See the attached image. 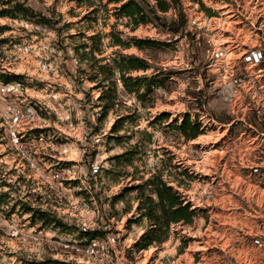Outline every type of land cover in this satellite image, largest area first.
Returning <instances> with one entry per match:
<instances>
[{
    "label": "clouds",
    "instance_id": "9594fccd",
    "mask_svg": "<svg viewBox=\"0 0 264 264\" xmlns=\"http://www.w3.org/2000/svg\"><path fill=\"white\" fill-rule=\"evenodd\" d=\"M17 2L59 24L21 21L5 33L19 37L22 43L7 52L4 67L11 65L26 79L41 78L45 84L37 91L21 83H0V117L7 133L0 137L7 141L0 143V153L8 152L10 161L0 164V181H12L9 187L0 186V193L9 194L7 201L0 203V264H31L49 256L62 261L79 256L83 264H145L147 256L133 244L141 239V233L158 228L157 217H164V209L171 212L177 207L167 200L161 206L157 181L161 175L165 182L174 180L169 147L176 153L175 164L198 162L188 168L196 180H186L180 195L185 206L191 201L195 219L191 225L183 219L173 224L167 244L153 243L159 257L155 264H264V0H208L214 9H224L220 22L197 15L194 8L189 10V16L196 19L174 34L175 50L154 58L152 67L140 73L160 81L169 69L178 70L163 86L153 84L149 95L154 106H141L135 93L129 95L121 86L122 106L113 109L99 133L93 129L102 115L100 108L94 107L100 90L88 95L99 78L89 79L95 71L90 67L92 59L82 58L74 46L81 50L85 44L91 46L89 37L101 29L95 25L89 28L81 21L71 29L57 30L72 18L70 10L76 9L77 0H13ZM179 2L187 8L192 0ZM99 3L101 0H95L94 6ZM148 3L155 6L157 0ZM166 16L171 27H180L183 14L179 3ZM229 23L226 36L222 29ZM148 27L158 39L173 40L162 30ZM189 31L203 40L186 35ZM70 33L84 35L69 38ZM3 48L7 50L8 45ZM119 51L110 49L103 63L115 68L113 57L118 61ZM14 56L22 58L19 67ZM34 64L56 75L34 72ZM119 74L117 70V77ZM30 98L39 102L47 118H40ZM164 110L170 115L156 122ZM125 112L135 113L122 130L130 139L123 145L113 142L108 151L105 134L112 121ZM186 121L206 133L198 147L182 138L180 129ZM28 129L37 130L29 133ZM64 132L72 139L66 145L54 143ZM134 147L140 151L132 163L122 166L123 175H109L106 170L116 162L106 157ZM61 159L74 163L65 170ZM8 167H15L14 175L6 174ZM200 172L207 175H197ZM64 181L79 183L66 186ZM137 182L144 186L143 195L135 189L114 202L123 186ZM148 197L155 215L142 216L146 209L138 211L137 205ZM17 201H26L33 212L39 210L36 214L43 213L46 219L32 224L33 212L22 211ZM14 205L15 213L7 215ZM129 216L139 218L131 229L121 220ZM96 230H103V236ZM82 236L97 238L84 247L88 242L80 239ZM186 248L188 252L181 255Z\"/></svg>",
    "mask_w": 264,
    "mask_h": 264
},
{
    "label": "rangeland",
    "instance_id": "374dc122",
    "mask_svg": "<svg viewBox=\"0 0 264 264\" xmlns=\"http://www.w3.org/2000/svg\"><path fill=\"white\" fill-rule=\"evenodd\" d=\"M125 1L127 0H101V3L94 6L95 0H77L76 9L70 10V15L72 18L70 20L64 21V23L60 25V28L57 29L58 31H62L64 29H71L73 25L80 24L81 21H86L89 28L95 25L99 26V28L101 29L100 31L95 32L93 36L89 37V39L92 41L91 46L85 44L83 45L82 50L80 46H74V51L79 52L82 58L90 57L92 59V64H90V67L93 68L95 71L92 73L89 79L91 81H96L99 78V83L93 82L88 91V95L91 96L93 92L100 90V94L96 97V100L99 103L95 104L94 107H99L102 115L97 118L98 124L93 129V132L95 133H99L102 130L103 125L105 124V122L108 121L109 116L112 115L113 109L117 108L118 105L122 106V97L120 89L123 85L122 81L120 80V75L117 77V72L115 71L114 75L111 76L109 75V71L105 70L104 72H102L99 69V66L111 65L103 63V61L108 58L110 49L113 51H116L117 49L122 50L119 51L120 58L124 56H134L145 61V63L147 64V69L131 70L126 73L125 76L131 78L128 81L130 91L125 89L124 86L123 90L129 95L135 93V99L141 102V106H154L152 97L151 95H149L154 91L153 84L155 83L157 86H163L168 80L171 79L172 74L176 73L178 70L169 69L167 75H165L164 79L160 81H155L153 77L140 75V73H145L149 70V68L152 67V60L154 58L159 59L162 56L168 55L169 50H175L174 41L176 40V37L174 34L180 32L182 27L187 26L185 16L189 15V10L194 8L197 15L203 14V16L207 18V20L213 18L212 21H223L221 13L224 12V9H214L212 6H209L211 4L208 2V0H192V2L187 5V8H185V5L183 3H180L179 0H168L169 2L171 1L169 9L163 13L157 11V16L153 15L150 12L151 5L148 3V0H145V2L149 6L144 5L141 0H136L143 4V7L145 8L147 14V18H149L150 21H148L146 24L134 25L130 22L128 18L123 17L121 15H117L116 7H118L122 2ZM1 2H3L4 5L0 4L2 5V7H0V10H6V13H4V15H0V69H2L0 70V81L21 82L27 89H35L39 91L44 87V79L33 78L32 80H28L26 79L25 74L23 72L13 71L11 65H9L7 68L4 67L3 62H6L8 60L7 52L14 51V47L22 43L19 37L8 36L5 35V33L12 32L15 25L21 21H23L24 23H37L41 24L42 26H51L53 24H59V21H52L48 17H44L42 15L37 16L35 10L30 6H26V3L20 4H22L27 9V11L18 12L14 8V5L16 3H13V0H1ZM217 2L218 0H212V3ZM178 3L183 14L182 25L180 27L173 28L168 24L166 14L169 12L170 9L176 7ZM9 21L11 23H9ZM149 25H151L153 28L162 30L167 35L173 36V40H161L158 39L156 36H153L151 33V29L148 27ZM237 27H239V25H237ZM185 34L195 39L194 33L189 31ZM75 35L83 36L84 33H70L69 38H73ZM137 39L153 40L156 42V45H144L142 47H137L134 43V41ZM4 45H8L7 50H4ZM13 58L17 60V67H19L22 58H17L15 56ZM114 58L115 57H113V59ZM33 71L39 72L45 77L50 75H56V73L47 72L44 67L36 68L35 64L33 66ZM156 75L159 76L160 73H156ZM105 82L107 83L105 84ZM128 106L131 107V101L128 102ZM41 115L47 118V114L44 109L41 110ZM168 115H170V113H168L167 110H164L158 117V120L156 122L167 119ZM134 118L135 113L125 112L123 115L117 117L115 121H112L108 133L105 134L106 143L108 145V151H111V146L113 142H115L116 145H123L127 142L128 139H130V137H128L122 130L125 128L126 124L130 123L131 120ZM199 131L200 133L195 138L186 139L183 134L182 138L191 141L193 143V147H198L200 138L206 135V133L200 128ZM68 135L69 134L67 132H64L60 137H57V140L60 142L68 143L72 139ZM1 136L2 135L0 131V137ZM139 151V148L134 147L132 149H127L125 152L116 153L113 156L106 157V159L116 162L114 168L106 170L108 174L111 175L113 178H119L121 175H123V173L121 172L122 166L124 164L132 163L133 159L136 156V153ZM168 152L172 153L170 159L173 161V168L175 169L174 180L165 182L164 177L162 175L157 177V179H159L162 184H164V186L170 189L171 194L175 198H178L184 204L183 200L180 199V195L182 194L181 187L186 180H196V175H193L192 172H189L188 168L191 167L193 163L198 162L190 161L188 162L187 166H181L174 163L176 153L173 152L172 147L168 148ZM95 155L96 151L93 150V152L91 153L93 159H95ZM197 175L206 176L207 173L200 172L197 173ZM0 186L8 187L9 185H7L5 181L2 180L0 181ZM143 188L144 186L139 184L138 182L133 183L131 185H125L121 188L120 192L117 193L114 197V202L116 200L128 197L130 192L135 189H140V194L143 195ZM76 194H80V192H77ZM8 196L9 194L7 192L0 193V203L6 202ZM17 204L20 205L22 211H31L26 201H17ZM188 205L190 210L193 212V217L191 222L185 224L191 225L195 219V212L194 209L191 207V201H189ZM141 207L146 209V212L141 214L142 216L149 212V210L153 212V204L151 198L148 197L146 198V200L142 201L141 205H137V210L139 211ZM15 210L16 206L14 205L13 208L9 210L7 215L10 216L14 214ZM153 214L155 215L154 212ZM133 216H129L127 219H124L123 217L121 218L122 222L129 229H131L133 224L139 222V218L133 219ZM42 218H44L42 215L35 216V213H33V215L30 217V222L32 224H35L37 221L42 220ZM159 221L160 222L158 228L156 230H152L147 234L149 242L152 241L150 244H148L144 248L138 247L140 240L133 244V247H135L138 251L147 250V252L145 253L147 256L145 264L149 262L150 256L157 255V251L153 250L152 248L153 243L156 242L161 244L162 246L167 244V241L171 238L169 233L172 231L173 224L178 223L169 222L167 226H162L161 220ZM96 231L99 235L104 234L103 230ZM143 234L144 233H141L140 235L142 236ZM93 237L95 236H82L80 239H86L88 241ZM191 239H195V237H191ZM187 252L188 249L186 248L185 252H182L181 255H185ZM55 262L61 263L60 261L54 259L53 256H49L44 260L32 261L31 264H56Z\"/></svg>",
    "mask_w": 264,
    "mask_h": 264
},
{
    "label": "trees",
    "instance_id": "16d2710c",
    "mask_svg": "<svg viewBox=\"0 0 264 264\" xmlns=\"http://www.w3.org/2000/svg\"><path fill=\"white\" fill-rule=\"evenodd\" d=\"M141 2L146 4L145 0H141ZM171 2V1H170ZM170 2L168 0H157V4L155 6H151L150 12L156 15V12H166L169 7H170ZM0 4L4 5L3 2L0 0ZM143 4L136 0H127L125 2H122L117 9V15H121L123 17H126L130 20L131 23L134 25L138 24H146L148 21H150L149 18H147V14L145 11V8L143 7ZM14 8L18 12H25L27 9L20 3H16L14 5ZM6 13V10H0V15H4ZM158 18V17H156ZM135 45L137 47H142V46H153L156 45V42L153 40L149 39H137L134 41ZM113 63L115 64V68L112 65L109 66H99V69L104 72L109 71V75H114L115 71H119L120 75V80L122 81V85L124 86L125 89L130 91V87L128 84L130 77L125 76L126 73H128L131 70H145L147 69V64L145 63L144 60L134 57V56H124L120 58L118 61L114 58ZM182 132L183 136L186 139H191L195 138L199 133V127H193L192 124L189 121H186L183 128L180 129ZM159 181L161 187L159 189V194L161 196V206L163 207V201L167 200L171 205H176V209L174 211L169 212L167 209H164V217L163 218H157L161 220V225L162 226H167L169 222H178L179 220L183 219L185 223H189L192 220L193 217V212L190 210L189 205L185 206L178 198H175L172 194L169 188L164 186L162 182ZM147 215H154L151 210L146 213ZM144 214V215H146ZM44 218L42 220H45V214H41ZM152 241L149 242L147 234H143L140 239V243L138 244V247L144 248L148 244H150ZM56 264H63V263H57Z\"/></svg>",
    "mask_w": 264,
    "mask_h": 264
},
{
    "label": "built area",
    "instance_id": "2783aa9c",
    "mask_svg": "<svg viewBox=\"0 0 264 264\" xmlns=\"http://www.w3.org/2000/svg\"><path fill=\"white\" fill-rule=\"evenodd\" d=\"M203 1H204V0H203ZM209 6H211V5H209ZM185 17H186L187 24L189 23V20H190V19H196V16H191V17H190L189 15H187V16H185ZM206 19H207V18H206ZM212 19H213V18H210V19H208V20H209V21H212ZM231 19H234V18H231ZM261 19H264V18H261ZM230 29H231V24L229 23L228 28L222 29V31H223L224 34L227 36V35L230 34ZM211 31L215 32L216 29L213 28V29H211ZM194 35H195V39L203 40V37L199 36L198 34L194 33ZM243 47L246 48V47H247V44H246V43L243 44ZM0 83L11 84V83H21V82H1V81H0ZM21 84H22V86H23L24 88H26V87L24 86L23 83H21ZM30 99H32V106L35 107V110L37 111V114L40 116L41 119H45L46 117L43 116V115H41V110H42L43 108H41L39 102H38L35 98H30ZM36 130H37V129H28V132L31 133V132L36 131ZM0 131H1V135H2L1 137L7 135L6 130H5V128L3 127V117H0ZM16 135L19 136L20 133L17 132ZM68 136H69L70 138H72L70 135H68ZM65 139H66V138H65ZM0 140H1L0 143H6V142H7L5 139H0ZM54 143H58V144H62V145H66V144H67L66 142H60V141H58L57 138L54 140ZM46 159H54V157H46ZM9 163H10V161H9V159H8V152L0 153V164H2V165H8ZM73 163H74V161L71 160V159H61V161H60V164L64 166L65 170H68V169L71 167V165H72ZM11 164L15 165V164H16V160H12V161H11ZM6 174H7V175H14V174H15V167H8V169H7V173H6ZM17 179H24V178H23V177H17ZM3 181H5V183H6L7 185H9V186H10L11 183H12V181H10V180H3ZM63 183H64L66 186H67V184H69V183H71V184H73V186H75V185L78 184L79 182H78V181H64ZM9 186H8V187H9ZM261 187L264 188V184H262ZM27 204H28V203H27ZM28 206H29V208L31 209L30 212H33V210H32V206H31L30 204H28ZM38 211H39V210H36L35 212H33V213H35V216H37L36 213H37ZM41 214H43V213H40L39 215H41ZM100 236H103V235H100ZM96 238H97V237L95 236V237L89 239V240L87 241L88 244H87V245H82V246L87 247L88 245L91 244L92 240H93V239H96ZM54 239H55V238H54ZM66 243H71V242H66ZM139 251H143L144 254L147 252V250H139ZM72 255H76L75 252H73ZM145 255H146V254H145ZM53 258L56 259L55 257H53ZM158 258H159V257H158L157 255L150 256V257H149V262H148L147 264H155V261H156ZM56 260H57V261H60L61 263H66V264H67V263H69V264H73V263H80V264H83V258H82V257H79V256H78L75 260H69V261H62V260H58V259H56Z\"/></svg>",
    "mask_w": 264,
    "mask_h": 264
}]
</instances>
